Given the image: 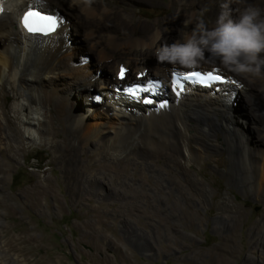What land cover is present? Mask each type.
<instances>
[{
  "label": "bare ground",
  "instance_id": "bare-ground-1",
  "mask_svg": "<svg viewBox=\"0 0 264 264\" xmlns=\"http://www.w3.org/2000/svg\"><path fill=\"white\" fill-rule=\"evenodd\" d=\"M149 2L158 3V0H92L91 4H85L84 0H23L15 11L0 15V151L15 157L11 155L15 152L13 145L20 150L25 143L44 145L55 155L68 149L74 154V158L70 159L74 172L83 169L80 177H73L78 189L84 194L106 193L108 196H122L126 192V183L138 192H146V184L136 186L126 176L121 182H113L114 177L104 173L108 166L102 163L103 160L97 159L101 162L94 168L90 164L79 167L76 154L87 151L92 161L97 157L95 149L102 147L106 151L103 159L116 161L121 166L119 174L126 171L128 160L145 161L148 174L157 179L160 187V190L148 189L156 196V208L169 213L172 221L177 222L180 217L182 220L177 223L189 225L203 222L198 218V212L192 210L193 205H215L214 200L218 197V191L193 173L191 167L205 159L217 163L224 153L228 156V166L221 169L217 165L215 171L228 179V191L218 204L223 214L214 220L218 226L225 225L230 222L227 213H232L230 191L235 188V183L251 178L246 192H252L253 188L256 197L264 199V130H259L258 141L262 144L252 150L233 127L236 113L233 97L241 90L253 89L240 79L244 86L232 77L235 74L229 72L230 76L222 68L225 74L217 71L226 78L225 82L220 86L218 82L201 86L180 77L188 70L173 71V65L160 64L155 52L166 43L162 36L171 32L168 24L156 29L141 25L137 32L126 36H122V32L130 31V27L107 24L113 19L109 13L111 5L130 7ZM58 7L82 13L84 19L75 16L73 21ZM28 10L58 14L65 22L48 36L30 34L22 23V17ZM188 26V23L184 25L183 33L190 32ZM95 30L98 37L94 34ZM81 32L97 54V70L110 66L113 74L111 80L100 82L103 98L94 97L92 93L89 96L95 102L103 100V105L95 111L98 116L92 121L76 115L71 103L74 88L81 95L88 92L98 78L97 72L94 73L91 68L93 64H89L84 57V49L77 44L80 42L77 36ZM108 46L121 52L115 53ZM213 61L220 62L218 59ZM121 66L125 68L123 80L118 76ZM253 82L259 88L264 87V79L253 78ZM129 86L141 88L133 95L126 92ZM11 93L15 104L9 110L7 101ZM255 93L252 97L254 102L250 104L255 110L264 111V95ZM146 100L152 102L146 103ZM10 112L15 115L16 122L10 119ZM219 115H223L222 120ZM253 121L258 123L254 116ZM59 128L66 132L62 141L56 138ZM235 133L240 138L237 147L233 142ZM217 134L222 135V142L215 136ZM134 145L135 149H130V153L125 155L124 150ZM144 151L148 154H142ZM62 158V155L55 157ZM153 159H163L164 164H148ZM167 168L185 178V182H178V176L168 172ZM0 170L4 172V166L0 165ZM67 186L74 192L72 183ZM160 191L175 194L172 210L164 204L167 199ZM193 191L198 193V198H194ZM161 221L166 223L167 219ZM254 239L257 246L264 244V232L256 234Z\"/></svg>",
  "mask_w": 264,
  "mask_h": 264
},
{
  "label": "rangeland",
  "instance_id": "rangeland-1",
  "mask_svg": "<svg viewBox=\"0 0 264 264\" xmlns=\"http://www.w3.org/2000/svg\"><path fill=\"white\" fill-rule=\"evenodd\" d=\"M224 3L229 4L230 18L234 21L249 6L259 8L264 17V0H158V3L149 2L130 7L111 5L109 13L113 19L107 24L130 27L131 30L122 32V36L137 32L141 25L156 29L168 24L171 32L163 35L162 40L172 44L182 37L186 22L190 32L200 19L208 27L215 25ZM58 10L73 21L75 16L84 19L82 13H75L69 8L58 7ZM95 27L98 26L95 24ZM97 32L94 31L96 37L99 36ZM77 40L80 41H77L78 46L85 51L84 57L89 64H93L91 68L94 73L97 72L98 78L92 88L81 95L74 88L71 103L76 115L92 121L98 116L95 111L103 105V100L100 102L96 98L95 102L89 96L98 95V98H103L99 89L101 83L111 80L113 74L110 66L97 70V54L92 44L87 43L83 32L77 36ZM100 40L104 43L103 38ZM108 47L115 53L121 52ZM205 57L196 68L183 69L177 65L172 67L173 71L208 70L215 67L222 73L235 74L230 76L240 82H246L253 90H241L239 95L233 97V109L236 112L233 127L241 133L247 146L252 150L257 149L256 146L262 144L258 138L259 130H264V111L255 110L250 102H254L252 97L255 91L264 95V87L259 88L254 84L255 77L237 74L221 62L213 61L207 52ZM168 75L171 78L172 74ZM10 96L7 101L9 110L15 104L13 94ZM9 116L16 122L12 112ZM253 116L258 123H252ZM219 119L222 120L223 115H219ZM58 125H61L60 122ZM63 132L61 128L57 129L58 141L65 139L66 132ZM215 136L222 142L221 134ZM234 136L233 142L237 147L240 144L239 134L235 133ZM13 148L15 152H11V155L15 157L0 151V165L4 166V172L0 170V264H264V244L257 246L254 239L256 234L264 232V199L256 197L253 188L252 192H246L251 178L235 183V188L230 191L233 201L232 213H227L230 222L218 226L214 220L223 214L218 204L228 191V179L216 172L215 167L219 165L224 169L228 166L227 154L223 153L217 163L205 159L191 167L193 173L208 181L218 191V197L214 200L215 205L192 206V210L198 212V218L203 221L201 224L184 225L177 223L182 220L180 217L177 222L172 221L169 213L156 208V196L148 189L160 190V187L157 179L148 174L145 161L128 160L126 171L119 174L121 166L116 161L103 159L106 151L102 147L95 149L97 157L92 161L87 151L76 154L79 167L90 164L94 168L103 160L102 163L108 166L104 173L113 176V182H121L126 176L136 186L146 184L144 187L147 190L138 192L130 183H126V192L122 196L84 194L73 178L80 177L83 169L74 172L70 163L74 154L68 149L55 155L53 150L37 143H25L20 150L16 145ZM130 149L134 150L135 145L126 148L125 155L130 153ZM142 154L148 153L144 151ZM59 155L63 158L55 159ZM148 164L163 165L164 160L153 159ZM166 170L175 173L171 169ZM175 175L178 176V182H185V178ZM68 183L74 185V192L69 190ZM40 189L41 192H37ZM160 192L167 199L164 204L172 210L175 194ZM193 196L198 198V193L193 191ZM165 219L167 222L163 223L161 220ZM124 226L134 227L141 232H132V236H129Z\"/></svg>",
  "mask_w": 264,
  "mask_h": 264
},
{
  "label": "clouds",
  "instance_id": "clouds-1",
  "mask_svg": "<svg viewBox=\"0 0 264 264\" xmlns=\"http://www.w3.org/2000/svg\"><path fill=\"white\" fill-rule=\"evenodd\" d=\"M4 12H13L23 0H0ZM92 0H84L91 4ZM222 11L215 26L200 19L194 29L183 33L172 44H163L157 48L155 57L160 64H169L183 68H196L206 59H218L226 68L237 74L264 79V17L259 8L249 6L238 16L231 19L228 3L221 5ZM187 26V22H186Z\"/></svg>",
  "mask_w": 264,
  "mask_h": 264
},
{
  "label": "snow or ice",
  "instance_id": "snow-or-ice-1",
  "mask_svg": "<svg viewBox=\"0 0 264 264\" xmlns=\"http://www.w3.org/2000/svg\"><path fill=\"white\" fill-rule=\"evenodd\" d=\"M2 14H4V9L2 2H0V15ZM64 22L63 17H60L58 14L43 13L40 10H28L22 17L23 27L28 33L40 34L44 36L55 33L57 28L61 27ZM118 76L121 80L125 78V68L123 66H121ZM186 78L195 79L197 83L204 86H210L213 82H225L220 75L212 73L202 75L200 73L192 72L188 74ZM140 88L141 86H136L134 89H128V91L135 95L136 91L140 90ZM181 90H183L182 86ZM145 102L151 103L152 101L146 100Z\"/></svg>",
  "mask_w": 264,
  "mask_h": 264
},
{
  "label": "flooded vegetation",
  "instance_id": "flooded-vegetation-1",
  "mask_svg": "<svg viewBox=\"0 0 264 264\" xmlns=\"http://www.w3.org/2000/svg\"><path fill=\"white\" fill-rule=\"evenodd\" d=\"M124 231H125V233L127 234V235H129V236H132V232H135L136 234L138 233V232H141V231H139L138 229H135L134 227H125L124 226ZM143 232V231H142Z\"/></svg>",
  "mask_w": 264,
  "mask_h": 264
}]
</instances>
